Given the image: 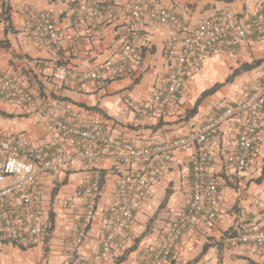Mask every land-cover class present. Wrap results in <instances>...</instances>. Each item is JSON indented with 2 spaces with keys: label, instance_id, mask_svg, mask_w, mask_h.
Here are the masks:
<instances>
[{
  "label": "crops",
  "instance_id": "crops-1",
  "mask_svg": "<svg viewBox=\"0 0 264 264\" xmlns=\"http://www.w3.org/2000/svg\"><path fill=\"white\" fill-rule=\"evenodd\" d=\"M260 1L144 0V3L146 10L158 6L171 8L183 21L194 25L220 10H227L238 19L248 18ZM40 11L49 12L64 31L66 40L59 46L31 37L32 16ZM103 13L89 19L79 9L77 0H0V70L33 88L38 102L50 106L57 118L66 117L81 126L100 124L111 140L127 139L136 145L161 143L186 132L201 124L211 111L255 90L264 79V35L250 34L233 50L218 48L206 56L187 81L177 104L144 117L124 111L127 99L146 100L167 72L164 46L174 38V32L154 23L145 12L132 20L140 33L139 59L131 64L125 76L100 83L69 80L57 87L49 77L55 65L86 70L120 47L130 17L118 10L114 20L108 22ZM92 23L97 25L95 35L91 33L95 30ZM251 63L254 65L250 69L231 76L242 64ZM229 76L231 79L226 81ZM0 130L18 133L33 146L58 143V135L46 130L43 118L2 101ZM221 132L224 139L212 147L216 159L209 169L221 191L218 220L211 227L185 231L176 243L171 264H264V247L240 240L244 233L264 230V137L241 178L235 180L222 164L224 148L233 142L234 130L232 125L223 124ZM189 155L188 150L180 151L161 166L159 178L152 186L158 199L151 201L148 209L143 206L136 212L130 228L118 231L106 258L98 256L105 230L104 209L113 199L119 177L109 160L89 165L80 158H72L64 168L45 175L43 199L53 221L50 236L45 243L25 251L10 245L5 249L31 253L34 264H137L142 251L157 243L167 222L186 209L192 182ZM95 177L101 186L97 211L82 244L74 250L70 235L80 228L81 221L65 207V202L69 199L80 202L78 193L82 185Z\"/></svg>",
  "mask_w": 264,
  "mask_h": 264
},
{
  "label": "built area",
  "instance_id": "built-area-1",
  "mask_svg": "<svg viewBox=\"0 0 264 264\" xmlns=\"http://www.w3.org/2000/svg\"><path fill=\"white\" fill-rule=\"evenodd\" d=\"M77 0L79 9L91 19L103 11L105 21H112L118 10L130 17L120 47L93 68L75 71L55 65L49 77L57 87L67 81L100 83L125 76L139 59L140 33L132 20L147 12L156 24L167 26L174 38L164 46L167 72L163 81L153 86L144 101L127 99L124 111L144 117L165 106L179 102L187 81L201 67L203 59L215 49L233 50L248 35H264V0L248 18L238 19L227 10L201 19L194 25L183 21L168 7L145 9L144 0ZM34 18L30 35L59 46L66 35L47 11ZM97 33L96 23H92ZM0 101L20 106L26 113L44 119L46 130L58 135L57 145L33 146L18 133L0 130V247L11 243L19 248L45 243L53 228L49 206L43 199V177L64 168L72 158L89 165L109 160L118 174L113 199L104 209V234L99 257L112 251L118 231L132 226L136 212L151 196L161 166L172 161L180 151H190L192 182L186 209L169 220L155 245L145 248L137 264H171L173 251L182 234L199 227H211L218 220L221 191L209 169L216 159L212 149L222 141L221 126L232 125L233 142L223 151L222 164L233 179L241 178L264 137V79L259 86L241 98L206 115L203 122L161 143L136 145L127 139L113 141L100 124L78 125L53 115L50 106L37 100L35 90L0 70ZM160 163V165L157 164ZM101 186L95 177L82 185L78 200L69 199L65 207L81 221L70 237V246L82 244L96 211ZM240 240L264 247V230L244 233Z\"/></svg>",
  "mask_w": 264,
  "mask_h": 264
},
{
  "label": "rangeland",
  "instance_id": "rangeland-1",
  "mask_svg": "<svg viewBox=\"0 0 264 264\" xmlns=\"http://www.w3.org/2000/svg\"><path fill=\"white\" fill-rule=\"evenodd\" d=\"M225 124H228V123H225ZM151 194L152 195L150 196L149 200L144 205V209H148V207H150L149 204L151 205V201L158 199V196H157L158 194L153 189H152ZM7 245H10L13 247L11 243H6L0 247V264H34L35 260L31 256V253L20 254L18 253V251H16V249L14 250L5 249V246ZM14 248H17L21 251H25V249L28 250L32 247L19 248V247L14 246Z\"/></svg>",
  "mask_w": 264,
  "mask_h": 264
},
{
  "label": "trees",
  "instance_id": "trees-1",
  "mask_svg": "<svg viewBox=\"0 0 264 264\" xmlns=\"http://www.w3.org/2000/svg\"><path fill=\"white\" fill-rule=\"evenodd\" d=\"M253 65H254V63L253 64L252 63L251 64H242L241 66H239L238 68H236L235 70H233L231 76L234 75V74H237V73H239V72H241L243 70L250 69L251 67H253ZM230 79H231V77L229 76L226 81H228ZM217 86H218V84L215 85L214 87H212L211 89L207 90L205 92V94L212 92ZM1 113L3 114V112H1Z\"/></svg>",
  "mask_w": 264,
  "mask_h": 264
}]
</instances>
